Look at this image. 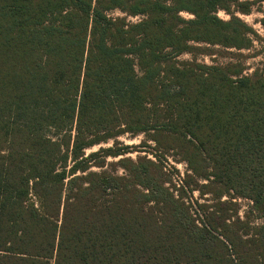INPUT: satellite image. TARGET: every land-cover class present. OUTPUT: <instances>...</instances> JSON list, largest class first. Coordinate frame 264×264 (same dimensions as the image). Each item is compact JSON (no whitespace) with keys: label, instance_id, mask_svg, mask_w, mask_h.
Returning <instances> with one entry per match:
<instances>
[{"label":"trees","instance_id":"16d2710c","mask_svg":"<svg viewBox=\"0 0 264 264\" xmlns=\"http://www.w3.org/2000/svg\"><path fill=\"white\" fill-rule=\"evenodd\" d=\"M261 2L0 0V264H264V64L197 60Z\"/></svg>","mask_w":264,"mask_h":264},{"label":"rangeland","instance_id":"374dc122","mask_svg":"<svg viewBox=\"0 0 264 264\" xmlns=\"http://www.w3.org/2000/svg\"><path fill=\"white\" fill-rule=\"evenodd\" d=\"M113 16H121V13L116 12ZM180 16L184 19H191L193 18V15L182 12ZM217 16L224 20L228 21L230 19V15L226 13L223 10H219L217 13ZM236 16L240 18L247 26H249L253 31H251L250 38L252 39V47L250 50H241L237 51L234 49H224L221 47H210L212 53H215V55H212L211 57L206 55H198L197 60L200 63H205L208 65H211L213 63H218L221 65H227L229 63H240L243 67H246L247 70L245 74H252L257 68H261L264 64V2H261L259 4H256L251 9V12L249 14H241L236 13ZM129 20L136 22L138 18H130ZM202 48L206 47V45H201ZM181 61H186L192 59V56L189 54H185L179 58ZM146 142V137L144 135L139 136H130V135H124L117 139L118 147L121 148L122 146H138L141 142ZM147 143L151 146H154V144L147 140ZM114 146L113 141H109L107 144L95 146L92 149L86 150V154H90L92 152H95L97 150H100V148H118ZM138 149H134L131 153L121 156L119 158H112L109 157L107 159V166L103 169H98L93 167L92 171L98 172L101 170H106L107 172H112L114 169H116V172L118 175H123L125 172L122 169L120 165L117 164V162L121 158H130L132 160H135L138 156H144L145 154L139 151H136ZM150 153L151 150H149ZM161 156H166L165 159L168 164H166L167 170H169L171 173H174V176L177 177H184L187 171V164L183 161H181V158L176 156L173 152H163V154H160ZM149 158H153L151 154H149ZM98 160V159H97ZM174 170V171H173ZM178 173V174H176ZM176 174V175H175ZM193 197L195 200H198L199 202L203 203L204 199L200 198V194L198 192H195L193 194ZM206 199H211V195L208 194L204 196ZM227 197H224L223 200H227ZM237 202L240 205V216L244 218V214L250 211L251 204L248 200L244 199H238ZM259 212H253L252 214H247L248 217H250L252 221V226L261 225L264 223V218L259 217Z\"/></svg>","mask_w":264,"mask_h":264}]
</instances>
